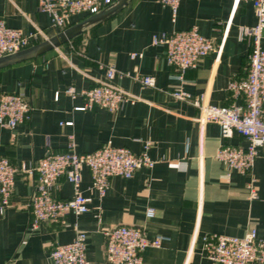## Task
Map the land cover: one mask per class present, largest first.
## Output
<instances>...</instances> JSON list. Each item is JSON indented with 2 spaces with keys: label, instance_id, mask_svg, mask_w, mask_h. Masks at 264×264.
Here are the masks:
<instances>
[{
  "label": "crops",
  "instance_id": "obj_1",
  "mask_svg": "<svg viewBox=\"0 0 264 264\" xmlns=\"http://www.w3.org/2000/svg\"><path fill=\"white\" fill-rule=\"evenodd\" d=\"M86 17L73 15L64 29ZM0 19L26 34L42 30L44 36L29 46L62 31L52 26L47 11L38 9L37 0H0ZM255 23L253 5L246 1L236 5L234 0H180L172 20L169 7L159 0H129L119 12L57 48L0 67V94L21 92L32 105L28 120L14 128L0 126V156L12 164L38 160L48 147L62 152L70 137L77 153L93 152L110 141L137 154L148 141L154 160L153 167H142L130 178H111L101 199L88 190L90 172L82 168L80 188L91 197L88 211L69 213L59 223L42 222L31 231L28 204L34 181L18 175L10 204L0 211V264H49L50 247L70 242L76 230L87 234L89 264H108L104 230L120 224L142 227L149 238L162 239L160 247L145 248L143 264H213L202 254L203 234L243 236L253 227L264 236V146L258 149L251 174L228 169L215 157L219 147L245 146L247 141L237 134L222 138L217 124L200 125L197 107L170 95L181 88L189 99L204 96L214 105H243L227 84L248 71L251 46L248 39H239L238 31ZM192 26L221 50L179 76L166 62L163 45L152 44V36ZM107 66L118 72L111 82L139 99L115 113L97 106L75 110L84 98L71 97L65 88L73 86L80 93L92 87L104 79ZM139 75L153 76L155 85H142ZM67 121L72 125L60 124ZM251 178L257 191L254 200L247 198ZM73 193L63 177L53 190L57 199ZM148 208L154 210L152 217L146 216Z\"/></svg>",
  "mask_w": 264,
  "mask_h": 264
},
{
  "label": "built area",
  "instance_id": "obj_2",
  "mask_svg": "<svg viewBox=\"0 0 264 264\" xmlns=\"http://www.w3.org/2000/svg\"><path fill=\"white\" fill-rule=\"evenodd\" d=\"M241 1L251 2L256 15L253 26H241L238 31L239 39H248L251 46L249 68L243 78L230 79L227 90L232 97L242 98L243 105H214L208 103L204 96L189 99L188 93L181 88L172 90L170 95L177 100L190 101L199 111L195 120L202 126L217 124L222 138H231L235 134L243 137L247 141L245 146L223 143L215 157L230 170L251 174L258 149L264 146V48L261 46L264 0H234L236 5ZM113 2L114 0H37V6L49 13L54 28L63 30L73 15L90 16ZM159 2L169 7L174 20L180 0ZM38 36H44L42 30L26 34L20 29L7 26L0 19V56L27 48ZM152 44L163 45L166 62L178 70L179 76L187 69L195 68L211 52L219 54L221 50V45H215L196 26L160 36L153 35ZM131 56L134 57L135 53H131ZM117 75L113 66H107L104 79L97 81L92 87L78 93L73 86H69L64 92L71 97L77 94L83 96V104L74 107L75 110H91L97 106L115 113L125 103H135L139 99L111 82ZM137 78L144 86L155 85L151 75H139ZM55 98H58V92L55 93ZM31 110L30 101L21 92L0 94V126L14 128L30 118ZM60 124L72 125V122ZM74 146L70 137L64 151L55 152L48 147L41 158L20 166L12 164L7 157L0 156V211L9 206L15 179L20 174H26L34 181L28 204L31 231L42 222L59 223L69 213L79 215L88 211L91 197L84 195L80 188L82 168L86 167L90 172L88 190L101 199L109 188L111 178H130L136 170L154 165V160L148 154V141L144 143L142 152L137 154L126 147L113 145L110 141L89 153H77ZM62 177L74 189L73 195L67 199L53 196V190ZM246 189L249 200L257 198L253 178ZM153 215L154 210L148 208L146 216ZM104 236V258L108 264H143L142 252L145 248L160 247L162 242L160 237L149 238L144 228L134 225L120 224L107 228ZM200 240L202 254L213 264H264V236H258L253 227L243 236L210 233L203 234ZM22 243H25V239ZM86 245V232L76 230L75 237L70 242L50 247L49 264H89Z\"/></svg>",
  "mask_w": 264,
  "mask_h": 264
},
{
  "label": "water",
  "instance_id": "obj_3",
  "mask_svg": "<svg viewBox=\"0 0 264 264\" xmlns=\"http://www.w3.org/2000/svg\"><path fill=\"white\" fill-rule=\"evenodd\" d=\"M128 1L129 0H116L99 12L86 17L85 19L62 30L58 34L43 40L42 42H39L14 53L0 56V67L37 57L38 55L52 48H57L62 43L67 42L68 40H71L72 38L80 35L83 30L89 25L103 21L113 16L114 14L119 12L125 5H127Z\"/></svg>",
  "mask_w": 264,
  "mask_h": 264
}]
</instances>
